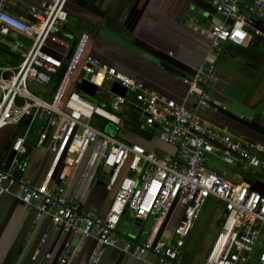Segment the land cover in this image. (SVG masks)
I'll use <instances>...</instances> for the list:
<instances>
[{"label":"built area","instance_id":"2783aa9c","mask_svg":"<svg viewBox=\"0 0 264 264\" xmlns=\"http://www.w3.org/2000/svg\"><path fill=\"white\" fill-rule=\"evenodd\" d=\"M68 1L47 0L40 9L30 7L32 22H25L10 13L9 0H0V43L18 49L12 39L15 35L31 43L21 52L17 66H0V132L27 122L25 133L11 144L14 156L10 166L0 169V193L26 206L34 213L35 222L46 219L68 238H94L87 264H98L106 249L117 248V229L127 214L140 220L153 217L157 224L175 205L182 208V215L170 240L125 239L121 250L135 259L154 255L155 264H184L181 254L186 239L206 201L212 199L222 204L225 215L202 264H264V194L252 190L245 181H233L209 168L211 156L226 166L241 165L252 170L263 166L258 146L234 139L201 119L203 110L219 111L208 91L215 79L214 64L211 62L206 70L197 69L195 75L184 80L188 95L194 97V104L187 107L147 90L142 83L87 54V33L79 36L65 61L51 44L69 48V43L57 36L68 17ZM212 1L216 12L225 17L209 31L211 53L218 58L226 43L242 44L252 25L237 0ZM254 6L257 18L264 21V0H254ZM254 33L259 35L258 30ZM77 70L83 74L78 83L86 79L102 89L114 83L125 90L127 96L108 91L111 101L107 108L119 115L70 88ZM204 71L206 76L202 75ZM29 85L46 91L35 95ZM94 116L121 130L133 116L145 129L154 130L173 152L165 156L155 149L147 151L141 145L125 143L93 125ZM39 118L35 148L47 147L54 154L53 169H60L59 184L29 183L15 172L19 158L27 154L26 136ZM145 140L150 143L152 136ZM97 174L105 190L113 194L104 214L84 210L67 196L72 182L88 186ZM68 238L59 251L61 264L67 259ZM38 253L35 250L31 259L35 260Z\"/></svg>","mask_w":264,"mask_h":264},{"label":"crops","instance_id":"0c3cea01","mask_svg":"<svg viewBox=\"0 0 264 264\" xmlns=\"http://www.w3.org/2000/svg\"><path fill=\"white\" fill-rule=\"evenodd\" d=\"M46 1L9 0L10 13L25 22H32L29 8L40 9V5ZM191 1L69 0L66 6L67 20L57 30V36L67 41L69 48L54 44L51 46L55 53L62 55L66 61L79 36L87 33L90 36L87 54L99 60L102 65L115 68L130 79L142 83L147 90L177 103H185L187 107L194 104V97L188 95L184 80L195 75L197 69L206 70L212 62L215 66V79L209 83L208 91L212 104L218 107L219 111L214 112L212 108L203 110L201 119L212 127L227 131L234 139L258 146L262 150L258 156L263 166L258 170L241 165L226 166L217 157L211 156L209 168L233 181H245L252 190L264 194V21L256 16L254 0H237L252 28L248 29V37L242 44L226 43L223 53L214 58L209 31L217 25H213L212 21L197 19L191 11ZM204 1L214 6L212 0ZM108 22L122 24L126 31L125 41L175 68L181 75L170 73L102 37L100 31ZM217 22L215 20V23ZM255 30L259 31V35L254 33ZM13 40L18 44V49L0 43V66H17L21 52L27 50L31 44ZM202 75L206 76L207 71ZM81 77L83 74L77 70L72 77L70 88L82 92L95 104H105L108 107L111 101L109 92L127 96L118 84L108 83L105 89H102L86 79L78 83ZM40 121L41 118L26 136L27 154L19 158L15 172L19 178L29 183L50 181V184H59L60 169H53L54 154L47 147L35 148ZM26 128L27 122H23L17 127H7L0 132V169L10 166L14 156L11 144L16 136L25 133ZM145 130L152 136L150 143L133 132L126 129L123 131L129 135L128 139L139 138L151 146V150L155 149L162 155L168 156L173 152L158 139L154 130ZM98 176L99 174L88 186H77V181L72 182L67 189V196L84 210L104 214L113 194L105 190L104 182ZM220 208L219 219L223 221L225 211L222 204L212 199L207 200L191 233H204L203 228L210 224ZM181 215L182 208L176 205L172 207L169 216L157 224L153 217L137 222L127 214L117 229V248L106 249L98 264H155L154 255L147 254L142 259H135L125 253L121 250L123 240H170ZM126 218L130 219V223L125 221ZM149 222V228L144 231V223ZM121 224L124 228L122 233L119 231ZM43 236L44 242L41 243ZM194 237L190 235L185 242L181 254L184 264H192L193 255L199 249ZM67 238L48 220L35 222L34 213L26 206L13 197L0 193V264H61L58 261L59 251ZM68 239L70 247L64 264H87L95 246L94 238ZM35 250L39 253L36 259L32 260ZM47 254L51 255L49 259L45 257Z\"/></svg>","mask_w":264,"mask_h":264},{"label":"rangeland","instance_id":"374dc122","mask_svg":"<svg viewBox=\"0 0 264 264\" xmlns=\"http://www.w3.org/2000/svg\"><path fill=\"white\" fill-rule=\"evenodd\" d=\"M12 38L17 40V41L20 40V42L25 43L26 45L30 44V40L29 39H27V38H25L23 36H20V35L12 37ZM30 89H31V92L33 94H35V95H41V93L44 90L43 88H39V87H32L31 88V86H30ZM96 105L99 106L100 108L106 110V111H110V113H112L114 115H119L118 112H114V111H111L110 109H108L105 106V104H96ZM92 124L93 125H98V126H103L104 129H105V132L107 134H109V135H112V136H116L117 134L124 132L123 130L118 129V127L116 125L112 124L111 122H108V121H106L104 119H101V118H99L97 116L93 117ZM35 126H36V124H35ZM220 215H221V208L218 210L217 214L212 219L210 224H208L206 226V228L205 227L203 228L202 232L205 231L204 233H197L196 232L194 235L192 233H190V235L195 236L194 237V241H197L198 245H199V249L193 255L192 264H202V263H204L206 255L209 252V250H210V248H211V246L213 244V241H214V239H215V237H216V235H217V233H218V231H219V229L221 227L222 221H221V219H219ZM125 221L127 223H130V219L129 218H126ZM131 222H132V220H131ZM133 224H135V221L133 222ZM144 224H145V226H144V231H145V230H147V228H149L150 222L149 223H144ZM200 224L202 225V223H200ZM119 231L121 233L124 232V228L122 227V224L120 226ZM189 236H188V238H189ZM196 237H197V239H196Z\"/></svg>","mask_w":264,"mask_h":264},{"label":"water","instance_id":"95a60500","mask_svg":"<svg viewBox=\"0 0 264 264\" xmlns=\"http://www.w3.org/2000/svg\"><path fill=\"white\" fill-rule=\"evenodd\" d=\"M191 11L193 14L197 16V19L199 20H208L212 21L213 25H219L223 21H225V17L219 13L216 12L215 7L208 4L204 0H192L191 1ZM215 20L218 22L215 23ZM226 22L228 24H231V20L227 19ZM100 35L111 42L120 45L121 47L133 52L134 54L143 57L144 59L158 65L159 67L165 69L166 71L173 73L175 75H181L179 71H177L175 68L160 62L156 58L150 56L149 54L143 53V51L139 50L132 44L125 41L124 36L126 35V31L122 24L119 22L115 23H107L105 28H103L100 31ZM72 52V49L70 50V53ZM137 222L141 221L140 219H136Z\"/></svg>","mask_w":264,"mask_h":264},{"label":"trees","instance_id":"16d2710c","mask_svg":"<svg viewBox=\"0 0 264 264\" xmlns=\"http://www.w3.org/2000/svg\"><path fill=\"white\" fill-rule=\"evenodd\" d=\"M97 128L105 132V129L103 126H98L96 125ZM125 129L127 131L133 132L134 134L140 136L141 138H148L151 134L147 130L144 129L141 123L137 122L133 116H131L129 119L126 120L125 122ZM125 132V131H124ZM122 132L123 136L121 135H116L115 137H119L120 140H124V142L128 144H138L143 146L147 151H151V146L147 145L145 142L142 140H139V138H132V140L128 139L129 135L124 134ZM126 138V139H125ZM128 139V140H127Z\"/></svg>","mask_w":264,"mask_h":264},{"label":"bare ground","instance_id":"6f19581e","mask_svg":"<svg viewBox=\"0 0 264 264\" xmlns=\"http://www.w3.org/2000/svg\"><path fill=\"white\" fill-rule=\"evenodd\" d=\"M97 83H99L100 82V77L97 79V81H96Z\"/></svg>","mask_w":264,"mask_h":264}]
</instances>
